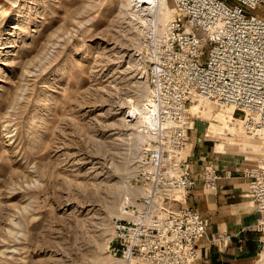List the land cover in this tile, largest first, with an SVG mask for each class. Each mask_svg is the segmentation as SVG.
I'll return each mask as SVG.
<instances>
[{
    "label": "rangeland",
    "instance_id": "374dc122",
    "mask_svg": "<svg viewBox=\"0 0 264 264\" xmlns=\"http://www.w3.org/2000/svg\"><path fill=\"white\" fill-rule=\"evenodd\" d=\"M142 2L0 0V264H129L109 245L147 191L146 68L174 9ZM194 103L206 126L229 107L236 134L210 136L264 157L232 106Z\"/></svg>",
    "mask_w": 264,
    "mask_h": 264
},
{
    "label": "built area",
    "instance_id": "2783aa9c",
    "mask_svg": "<svg viewBox=\"0 0 264 264\" xmlns=\"http://www.w3.org/2000/svg\"><path fill=\"white\" fill-rule=\"evenodd\" d=\"M172 2L173 14L152 44L146 68L154 103L149 127L155 140L147 156V191L131 208L133 219L122 224L109 245L113 256L129 264L133 258L193 264L200 256L197 241L206 234L207 223L183 203L196 182L184 155L194 100L234 105L246 131L264 138V0ZM241 172L259 212L256 227L264 230V157ZM219 177L209 165L201 183L213 190ZM171 190L180 191V197ZM226 240L225 234L214 237L218 246Z\"/></svg>",
    "mask_w": 264,
    "mask_h": 264
},
{
    "label": "crops",
    "instance_id": "0c3cea01",
    "mask_svg": "<svg viewBox=\"0 0 264 264\" xmlns=\"http://www.w3.org/2000/svg\"><path fill=\"white\" fill-rule=\"evenodd\" d=\"M228 107H222L209 124L192 117L185 157L190 163L195 185L189 189L183 203L198 210L206 220L207 232L198 239L199 258L193 264H264V230L256 227L259 212L248 193V181L241 169L254 164L235 147L234 140L214 141L210 135L236 134L235 120ZM217 121L227 132L212 129ZM222 129V130H223ZM245 148H252L244 145ZM264 151V147H262ZM212 165L221 177L216 189L205 188L201 179L205 167ZM227 235L225 245L218 246L214 237Z\"/></svg>",
    "mask_w": 264,
    "mask_h": 264
},
{
    "label": "bare ground",
    "instance_id": "6f19581e",
    "mask_svg": "<svg viewBox=\"0 0 264 264\" xmlns=\"http://www.w3.org/2000/svg\"><path fill=\"white\" fill-rule=\"evenodd\" d=\"M140 1V0H139ZM149 1H153V0H143V2H149ZM164 1V0H163ZM142 2V3H143ZM141 3V4H142ZM152 3V2H151ZM139 4V3H138ZM162 4H163V6H164V8L165 9H171L165 2L163 3L162 2ZM140 5V4H139ZM147 8H149V5H144V9H147ZM138 9V8H137ZM141 9V8H140ZM149 9H151V8H149ZM145 12V11H144ZM148 14V13H147ZM152 21V20H151ZM146 22V21H145ZM165 23V22H164ZM150 95H149V101H148V103L146 104V106H145V109H146V111L149 113H151V112H153V110H154V103H153V99H152V94H151V89H150V93H149ZM198 100V99H197ZM194 101H196V100H194ZM194 101L191 103V105L194 103ZM197 103H198V101L197 102H195L194 103V105L195 106H197ZM228 104V103H227ZM230 106H232V108H233V111H235L236 109H235V106L234 105H232V104H229ZM191 108V107H190ZM198 115V114H197ZM131 211V208H129V209H127V211ZM133 260H135V258H133Z\"/></svg>",
    "mask_w": 264,
    "mask_h": 264
}]
</instances>
